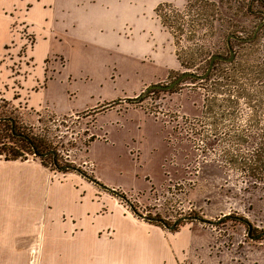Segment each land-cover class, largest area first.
<instances>
[{"label":"rangeland","instance_id":"1","mask_svg":"<svg viewBox=\"0 0 264 264\" xmlns=\"http://www.w3.org/2000/svg\"><path fill=\"white\" fill-rule=\"evenodd\" d=\"M32 2L0 0L11 8L7 14L12 18L13 39L0 57V70L6 69L9 82L7 86L5 78L0 82V118L11 119L16 132L56 149L58 164L66 171L54 170L50 158L45 159L51 174H69L90 183L79 170L97 188L92 189L95 193L83 190L85 199L75 200L73 188L79 187L62 180L60 237L52 244L45 231L43 245L49 248L43 254L30 253L29 264H68L67 223L73 210L81 208L79 203L90 217H121L118 204L122 206L132 216L133 224L125 225L129 230L156 231L148 234L150 245L172 253L170 260L163 258L164 264L174 260L176 264H264V236L258 240L247 236V225L255 234L264 231V186L249 185L221 168L215 152L203 153L199 140L189 134L190 129L197 131L195 120L201 114L199 86L183 81L171 91H149L140 104L127 102L149 86H165L182 73L204 71L211 55H226L224 37L213 30L199 43L168 34L172 54L160 56L161 42L165 44L169 36L162 32L156 11L166 5L182 10L186 0H52L43 3L40 19L33 13L27 18L37 25L34 38L22 16ZM256 9L264 7L254 5ZM259 22L255 14L236 16L232 26L247 38ZM3 30L0 22V41ZM35 39L44 41L39 48L49 57L45 81H51L47 92L32 98L33 103H42L38 110L26 106L17 83L30 69ZM36 64L38 79L41 72ZM110 103L117 105L102 109ZM95 109L98 113H93ZM67 110L74 114L55 115ZM91 136L96 139L87 151ZM20 147L9 137L8 127L0 124V159L5 149ZM117 221L103 219L115 232L121 224L120 218ZM163 224L175 227L167 230ZM106 234L110 231L98 236ZM116 243L128 245L126 237ZM52 246H58L59 252H53Z\"/></svg>","mask_w":264,"mask_h":264},{"label":"trees","instance_id":"2","mask_svg":"<svg viewBox=\"0 0 264 264\" xmlns=\"http://www.w3.org/2000/svg\"><path fill=\"white\" fill-rule=\"evenodd\" d=\"M254 5L264 7V0H186L182 10L166 5L157 9L156 15L161 28L176 39L185 37L190 41L200 40V43L217 30L219 36L224 37L226 55L214 54L210 58L215 55L228 57V45L233 50L234 59L215 61L204 80H185L197 84L202 94L201 114L194 125L197 131L190 129L189 134L199 140L203 153L215 152V161L221 168H227L249 185L258 187L264 186V10H253ZM252 14L257 15L260 22L249 37L242 38L232 22L236 16ZM258 26L253 40L239 41L251 38ZM229 36L238 40H227ZM208 64L204 71L190 73L203 75ZM141 95L127 102L140 104ZM116 105L106 104L102 109ZM93 111L98 113L97 109ZM0 124L8 127L11 139L22 144L18 151L5 149L4 161H25L32 157L45 167L43 161L50 158L54 170L66 171L65 166L58 164L56 149L45 141L16 132L11 119L0 118ZM95 139L94 136L89 138L86 149ZM108 192L123 198L117 192ZM247 234L258 240L264 236V231L255 234L247 225Z\"/></svg>","mask_w":264,"mask_h":264},{"label":"crops","instance_id":"3","mask_svg":"<svg viewBox=\"0 0 264 264\" xmlns=\"http://www.w3.org/2000/svg\"><path fill=\"white\" fill-rule=\"evenodd\" d=\"M32 1L22 16L25 21L27 20V32L35 38L34 33L37 25H34L35 22L28 21L27 18L33 13L37 19H40L43 14L42 10H44L42 8L43 3H51L52 0ZM10 9L0 3V22L4 29V38L0 41V57L5 46L13 40L10 33L12 18L10 14H7ZM161 30L166 34L162 28ZM42 42L44 41L34 40L29 53L30 69L26 77L17 82L20 85L21 98L25 97L26 106L32 110H38L42 105L41 102L33 103L32 98L47 92L51 84L50 80V82L45 81L46 70L49 69V63L46 60L49 57L45 52L40 53L39 45ZM170 44V36L165 44L161 42L160 56L166 52L172 54ZM33 62L40 65L41 76L38 79L37 76H34L37 64L33 65ZM4 78V86H7L9 82H7L6 69L0 70V82L4 81ZM14 79L15 77L10 79L12 85ZM145 88L146 85L136 95ZM73 114L74 112L69 110L64 113H55L56 116H70ZM62 180L64 182L70 180L79 187L78 189L73 188L74 194L77 195V197L74 195L75 200L85 199L83 190L88 189L90 193H95L92 189L97 188L94 183L83 181L80 177L69 174L62 175V177L53 175L35 159L28 158L25 161H4L0 159V264H29L30 253L35 254L38 250L39 253L43 254L45 249L49 248L47 246L44 249L43 245L42 237L44 238L45 231L48 232L47 236L51 238L52 244H54V239L58 241L61 226L59 201ZM96 192L101 193L99 189ZM102 196L101 198L105 199L103 194ZM79 204L81 208L73 210L67 223L69 230L68 264H164L162 260L165 256H167V260H170L172 253L169 250L163 253L155 245H150L147 238L148 234L149 232L155 234L156 231L129 230L125 226L133 224L129 218L132 216L125 213L119 204L118 206L122 212L121 217H90L86 214L82 203ZM119 218L121 220L119 227L128 230L129 233L123 232L118 226L115 228V232L111 224L106 225L103 223V219L117 223ZM103 230L110 231V235L98 236V233ZM119 237H126L128 245L122 247L116 245ZM38 238L42 239L39 246L36 245ZM51 249L53 252L54 250L59 252L58 246H52ZM162 254L164 255L162 256ZM171 264H176L175 260Z\"/></svg>","mask_w":264,"mask_h":264},{"label":"water","instance_id":"4","mask_svg":"<svg viewBox=\"0 0 264 264\" xmlns=\"http://www.w3.org/2000/svg\"><path fill=\"white\" fill-rule=\"evenodd\" d=\"M259 29V26L256 28L253 36L249 39H246V40H239V41H243V42H249L251 40H253V38L255 37L257 31ZM229 39H236L235 37L233 36H229L227 38V40ZM238 40V39H236ZM228 52H229V56L228 57H221V56H212L210 58V61H209V64H208V67L205 71V73L203 75H196L194 73H189V72H186V73H182L180 76H178L176 79H174L170 84L168 85H152V86H149L145 89V91L142 93L141 97H144L149 91L151 90H158V91H171L173 88H175L176 86H178L179 84H181V82L187 80V79H194V80H198V81H202L204 80L211 72L212 70V67H213V64L215 61H223V62H231L233 59H234V52L233 50L231 49V47L228 45ZM76 172L82 176L83 178H87L89 181L92 182V180L87 177L86 175H83V173H81V171L79 170H76ZM108 191H111V190H108ZM163 226L167 229V230H172L175 225H172L171 227H168L166 226L165 224H163Z\"/></svg>","mask_w":264,"mask_h":264}]
</instances>
